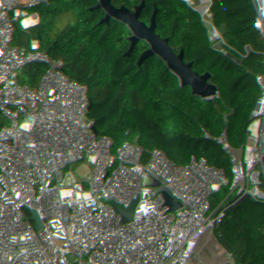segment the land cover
Wrapping results in <instances>:
<instances>
[{
	"label": "trees",
	"instance_id": "16d2710c",
	"mask_svg": "<svg viewBox=\"0 0 264 264\" xmlns=\"http://www.w3.org/2000/svg\"><path fill=\"white\" fill-rule=\"evenodd\" d=\"M22 7L30 14L14 41L22 55L10 77L13 103L57 99L62 89L66 103L59 121L74 116L69 134L91 140L101 130L97 150L105 155L114 139V164L134 182L140 179L152 202L168 203L177 221L176 228L159 230L114 186L97 196L106 175L96 171L83 185L89 165L84 155L72 149L57 153L62 142L51 138L55 131L48 122L33 124L20 113L0 135V181L20 192L26 209L43 216L44 247L57 264H160L159 258L166 264L182 258L185 264H202L216 227L212 206L225 202L224 180L211 158L203 64L188 51L195 46L212 57L214 49L182 22L202 14L204 5L198 0H23ZM231 11L212 10L210 18L224 30ZM53 54L66 63L60 77L50 65ZM143 57L168 113L170 153L194 180L211 181L197 194L169 179L158 144L132 124L136 119L144 127L154 118L138 67ZM252 87L262 127L264 68L253 75ZM116 89L120 112L106 97ZM248 260L247 247L240 245L231 264Z\"/></svg>",
	"mask_w": 264,
	"mask_h": 264
},
{
	"label": "built area",
	"instance_id": "2783aa9c",
	"mask_svg": "<svg viewBox=\"0 0 264 264\" xmlns=\"http://www.w3.org/2000/svg\"><path fill=\"white\" fill-rule=\"evenodd\" d=\"M22 1L0 0V135L5 134L10 122L20 113L27 115L33 124L47 121L55 131L66 103L62 89L60 96L53 100L37 97L16 105L11 99L10 77L19 66L22 55L21 47L14 41L21 30L22 20L30 14L22 7ZM198 1L204 5L205 11L185 17L182 22L198 32L200 42L214 49L212 57L195 46L188 51L205 67L202 86L213 144L211 158L224 180L225 198L224 204L212 206L216 227L202 264H231L232 254L240 245L248 249L247 264H264V184L254 203H238L239 196L254 183L253 169L260 173V166H264V126L259 127L257 123L256 95L252 87L253 75L264 68V0ZM227 7L231 8V15L224 30H220L210 18V12ZM50 65L58 77L67 68L60 54L51 56ZM138 67L147 85L146 100L154 116L153 121L140 130L158 144L159 152L165 157L169 179L198 193L211 181L207 176L201 181L194 180L170 153L171 125L147 58H141ZM153 89L165 111L164 120H158L152 105ZM119 94L116 89L106 96L117 112H120L117 105ZM155 126L158 127L157 134L150 130ZM0 195V264H53L50 251L44 247L43 216L26 209L19 200L20 192L9 189L2 181ZM176 226L177 223L171 228ZM181 249L185 252L184 246ZM159 262L166 264L161 258ZM179 264H185L184 258Z\"/></svg>",
	"mask_w": 264,
	"mask_h": 264
},
{
	"label": "water",
	"instance_id": "95a60500",
	"mask_svg": "<svg viewBox=\"0 0 264 264\" xmlns=\"http://www.w3.org/2000/svg\"><path fill=\"white\" fill-rule=\"evenodd\" d=\"M205 9L202 10L204 12ZM205 67L200 69V73H203ZM214 108H211L213 111ZM74 116L71 115L69 120L62 124L57 122L55 124V132L52 139H59L62 142V147L57 151L59 154H66L68 149L75 150L84 155L89 165L87 167V178L83 185H86L91 179L92 175L96 171H101L106 175V179L101 182L96 189L95 194L98 196L104 189L114 186L118 188L123 194L124 198L128 200L138 211L139 216H147L149 218L150 225L158 228L159 230L171 228L176 221V217L169 213V204L163 203L157 205L151 201V193L143 192L142 181L139 179L134 182L127 175L126 169L119 168L114 164V144L113 139L108 147L107 154H103L97 150L98 143L102 137L101 130L91 140H86L81 136L72 137L69 134L70 127L72 125ZM132 124L138 128H142V123L136 119L132 120ZM197 194V191H194ZM48 238L46 232L45 241ZM50 261L53 264L57 262L50 257Z\"/></svg>",
	"mask_w": 264,
	"mask_h": 264
},
{
	"label": "crops",
	"instance_id": "0c3cea01",
	"mask_svg": "<svg viewBox=\"0 0 264 264\" xmlns=\"http://www.w3.org/2000/svg\"><path fill=\"white\" fill-rule=\"evenodd\" d=\"M205 75V70H204ZM255 173V180L252 185L247 186V188L243 191V193L238 198V203H244V202H250L254 203L258 194L260 193V190L263 187L264 184V166H260V173H258L257 169H253Z\"/></svg>",
	"mask_w": 264,
	"mask_h": 264
},
{
	"label": "bare ground",
	"instance_id": "6f19581e",
	"mask_svg": "<svg viewBox=\"0 0 264 264\" xmlns=\"http://www.w3.org/2000/svg\"><path fill=\"white\" fill-rule=\"evenodd\" d=\"M151 100H152L153 107L159 108L158 104H160V103L158 102L159 100H158V97L156 95V90L155 89H153L152 99ZM160 106H161V104H160ZM156 108H154V109L156 110ZM161 108H162V106H161ZM156 112H158L160 119L164 120V118L166 117L164 109L163 110L157 109Z\"/></svg>",
	"mask_w": 264,
	"mask_h": 264
},
{
	"label": "rangeland",
	"instance_id": "374dc122",
	"mask_svg": "<svg viewBox=\"0 0 264 264\" xmlns=\"http://www.w3.org/2000/svg\"><path fill=\"white\" fill-rule=\"evenodd\" d=\"M217 95H219V94H217ZM158 102H159V101H158ZM148 103H149V102H148ZM158 105H159V108H156V107H154V108H156V110H157V109H159V110H163V109L161 108L160 104H158ZM156 116H157L158 120H161L160 117H159L158 112H156ZM153 128H155L153 133H154V134H157L158 127L155 126V127H153ZM257 157L260 159V158H261L260 154H257Z\"/></svg>",
	"mask_w": 264,
	"mask_h": 264
}]
</instances>
